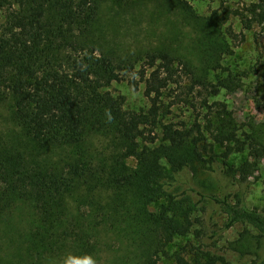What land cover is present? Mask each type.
Returning <instances> with one entry per match:
<instances>
[{"label":"trees","instance_id":"1","mask_svg":"<svg viewBox=\"0 0 264 264\" xmlns=\"http://www.w3.org/2000/svg\"><path fill=\"white\" fill-rule=\"evenodd\" d=\"M105 1L121 8L135 3L0 0V102L13 101L16 120L33 144L29 155L0 149V264H55L67 251L112 264L110 254L115 259L121 248L108 245L107 237L123 245L128 258L141 257L147 264L162 258L176 264H232L210 250L207 239L214 242L237 223L256 231L260 251L250 264H264V208L249 207L245 194L221 196L199 186L205 176L223 186L230 177L232 187L247 189L264 153V145L245 134L253 160L230 164V154L246 144L233 112L194 93L198 86L212 85L215 93L232 89L234 79L211 84L166 47L121 61L99 50L89 37ZM213 14L215 23L218 15L225 22L237 15L251 31L264 27V0ZM214 30L212 25L205 30L212 42L205 47L232 51ZM226 32L232 40L239 35L245 40L244 31L237 34L229 26ZM115 82L136 89L144 84L146 105L126 108L125 96L109 89ZM175 104L192 109V123L164 121ZM96 133L116 142L111 155L88 146ZM217 146L225 150L222 156ZM161 200L159 211L149 209ZM210 206V219L225 215L219 230L203 228ZM177 235L193 239L170 253Z\"/></svg>","mask_w":264,"mask_h":264},{"label":"rangeland","instance_id":"2","mask_svg":"<svg viewBox=\"0 0 264 264\" xmlns=\"http://www.w3.org/2000/svg\"><path fill=\"white\" fill-rule=\"evenodd\" d=\"M183 1L186 5L192 6V10L187 9L179 0H135L133 5L122 8L112 1H105L89 38L99 50L112 54L118 61L136 60L147 50L166 47L175 50V54L185 57L191 63L195 73L205 77L211 84H217L222 79L233 78L232 89L221 87L220 91L215 93L212 85L206 88L198 86L194 93L200 92L202 97L207 98L211 103H225L233 112L240 128L239 134L246 144L243 151L232 152L228 161L230 164L240 166L248 160H253L251 156L253 144L245 139L247 135L255 137L264 145V27L256 26L251 31L245 30L237 15L231 16L226 22L218 15L217 23H215L213 12H220L223 7L237 11L245 10V8L254 7L257 0ZM209 25L214 26L213 35L219 36L218 41L222 42L224 47L230 45L232 51L223 53V48L218 49V45L213 50L205 47L212 44L204 37ZM229 26L233 27L237 34L244 31L245 40L239 41L241 35L235 40L228 37L226 29ZM184 84L190 86V79L185 78ZM109 89L117 96H125V105L128 109L139 110L146 105L144 84L136 89L127 82H115ZM193 117L190 107L175 104L172 107V113L165 116L164 121L184 120L192 123ZM159 133L162 137L161 131ZM106 135L96 133L89 136L88 146L96 151L100 149L101 155H111L116 142ZM160 143L158 142L157 145ZM5 147L14 151L19 150L25 155H29L33 150L32 142L16 120L11 99L0 102V149ZM104 148L106 149L103 150ZM217 152L222 156L225 150L217 146ZM129 163L134 166L136 161L131 158ZM202 180L203 182L198 184L204 192L213 191L221 196L225 192L232 196L245 194V202L249 207L260 210L264 208V153L261 154L258 169L248 177L247 189L242 184L232 187L230 177L224 186L208 176ZM162 203V200L151 203L149 209L159 211ZM213 209L210 206L209 212L204 213L202 217L203 228L208 231L219 230L225 222V215L222 213H217L210 219L209 214ZM255 235L256 231L252 226L237 223L216 237L214 242L207 239L208 248L215 254L224 256L232 264H250L260 251ZM190 239H193L192 235H177L168 247L170 253H175ZM107 240V244L112 248L117 249L118 246L121 248L116 255L117 262L114 255L110 254L112 264L119 262L147 264L141 257L131 260L128 258L130 253L123 245H118L117 241L108 237ZM156 264H176V262L173 258H162Z\"/></svg>","mask_w":264,"mask_h":264},{"label":"clouds","instance_id":"3","mask_svg":"<svg viewBox=\"0 0 264 264\" xmlns=\"http://www.w3.org/2000/svg\"><path fill=\"white\" fill-rule=\"evenodd\" d=\"M55 264H99L98 260L90 253L77 254L67 251L55 261Z\"/></svg>","mask_w":264,"mask_h":264}]
</instances>
